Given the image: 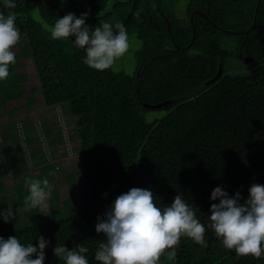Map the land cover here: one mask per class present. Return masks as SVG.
I'll list each match as a JSON object with an SVG mask.
<instances>
[{"label":"trees","instance_id":"16d2710c","mask_svg":"<svg viewBox=\"0 0 264 264\" xmlns=\"http://www.w3.org/2000/svg\"><path fill=\"white\" fill-rule=\"evenodd\" d=\"M181 1L13 0L16 8L7 9L0 0V12L16 14L22 37L10 75L0 81L12 89L0 96V105L24 97L28 76L18 68L30 59L40 82L33 92L41 93L47 106L65 107L76 118L67 130L75 128L70 136L81 153V170L66 175L70 191L83 180L80 194L67 199L51 185L49 212L31 209L7 223L0 218V237L38 247L43 236L49 242L44 264H65L54 255L57 244L69 250L83 244L89 264H99L95 251L106 238L96 225L116 197L132 188L152 191L161 208L181 195L199 210L207 228L211 204L219 203L211 200L215 188L233 197L240 192L243 204L253 184L264 185V0H185L180 16ZM68 13H88L91 28L121 22L128 35H136L142 41L136 73L93 70L83 63L86 52L75 46V37L52 39L51 27ZM232 60L247 64L236 72ZM161 110L167 111L162 119L146 120L145 114ZM55 126L44 123L26 144L32 148L41 134L50 146L62 142L60 131L52 132ZM43 149L40 144L31 152L34 167L47 163ZM20 164L25 168L24 158ZM44 178L51 184L56 174L25 173L12 193L0 197V211L23 207L29 194L25 181ZM6 190L0 183V193ZM205 240L207 248L181 238L170 264H264V256H238L226 249L211 229Z\"/></svg>","mask_w":264,"mask_h":264},{"label":"clouds","instance_id":"9594fccd","mask_svg":"<svg viewBox=\"0 0 264 264\" xmlns=\"http://www.w3.org/2000/svg\"><path fill=\"white\" fill-rule=\"evenodd\" d=\"M3 3L7 9L17 6L13 0H3ZM87 19L88 13L80 17L68 13L58 18L50 29L51 38L75 37V46L86 52L83 63L93 70H108L129 51L128 31L121 22L115 25L101 22L91 28L86 24ZM16 21L14 12L7 15L0 12V81L9 77L10 66L16 63L14 49L22 39ZM25 185L29 194L23 207L0 211L5 223L31 209L42 210L48 206L53 193L48 178L26 180ZM249 192V198L241 204L240 192L233 197L221 187L215 188L211 200L219 203L211 204L206 228L197 217L199 210L181 195L170 206L161 208L152 191L132 188L116 197L106 218L97 223L96 232L106 239L98 243L94 258L99 264H161L164 256L175 259L181 238L207 248L205 235L211 229L226 249L234 250L238 256L260 259L264 256V185L253 184ZM38 239L37 247L33 243L22 244L16 237H0V264H44L49 242L43 236ZM53 252L65 264H89L86 257L89 248L83 244L71 250L57 244Z\"/></svg>","mask_w":264,"mask_h":264},{"label":"rangeland","instance_id":"374dc122","mask_svg":"<svg viewBox=\"0 0 264 264\" xmlns=\"http://www.w3.org/2000/svg\"><path fill=\"white\" fill-rule=\"evenodd\" d=\"M187 1H181L177 7L176 12L178 15L182 16L185 14ZM112 6V3L109 7ZM130 48L129 51L121 57L115 65L112 67L115 71H122L129 75H134L137 71V61L135 53L142 46V41L136 35H129ZM15 53L18 52V49L14 50ZM233 61V69L237 72L238 70L244 69L247 62H241L238 60ZM226 67V66H225ZM227 68V67H226ZM18 72L25 73L28 76L27 82L22 84V89L24 97L17 101L9 102L6 105H0V183L3 184L6 192L0 193V197H5V195L12 193L14 184L21 179L25 173L30 176L38 175L41 173L49 174V172H54L56 178L51 182V185H54L59 190V195L63 199L69 198L71 195L78 196L81 192V184L83 180L78 181V186L70 191L68 186V181L66 179L67 174H74L81 170V153L75 150L72 146L71 154L67 152L63 145L64 141L56 143L53 146L47 144L43 134L39 135L38 140L34 144V148L30 147L29 144H26V141L29 138H32L31 135L37 131L36 128L41 130V126L46 123V125H51L55 123H61L60 126L53 128V133L57 134L60 131V135L63 139V134L60 128L65 125L67 128V123L71 122L72 124L76 118L70 113L69 109L60 106L49 107L45 104L43 95L41 93H34V89L40 86L38 74L34 68V65L30 59H25L23 66L18 68ZM12 91L10 85H3L0 83V96L10 93ZM14 107L19 108V112L16 116L9 115V110ZM61 115L63 122L59 121V116ZM167 115L166 110L161 111H152L145 114L146 120L151 123L155 120H160ZM57 125V124H56ZM14 130L10 128L14 127ZM28 127L30 130H28ZM54 127V126H53ZM66 128V130H67ZM71 128V127H69ZM73 132L67 130V134H75V128L72 127ZM13 136L16 141L11 144L7 141ZM74 136V135H73ZM34 139V138H33ZM18 140V142H17ZM39 143V144H38ZM42 145L43 152L47 154L48 161L47 164L42 166L37 164V168L32 169V163L34 161L31 152L34 153V150L38 145ZM57 151V154L54 155L53 152ZM62 154V155H61ZM55 156V157H54ZM39 157V154H36L35 159ZM21 158H24L26 161L25 168L20 167ZM41 159V157H39ZM26 169L27 171L23 170ZM32 170L29 171L28 170ZM49 201V200H48ZM45 212L50 211L49 202L48 206L44 208ZM172 260H168L166 256L161 258V264H170Z\"/></svg>","mask_w":264,"mask_h":264},{"label":"built area","instance_id":"2783aa9c","mask_svg":"<svg viewBox=\"0 0 264 264\" xmlns=\"http://www.w3.org/2000/svg\"><path fill=\"white\" fill-rule=\"evenodd\" d=\"M59 116V121L60 122H63V119H62V117H61V115H58ZM58 124H61V123H58ZM60 126V125H59ZM66 126L65 125H63V127L62 128H60L61 130H62V132L63 131H65V133L63 134V141H64V145H63V147H64V149L67 151V152H69L70 154H71V152H72V146H74L73 145V142H72V140H71V136H70V134L68 135L67 134V130H66Z\"/></svg>","mask_w":264,"mask_h":264},{"label":"water","instance_id":"95a60500","mask_svg":"<svg viewBox=\"0 0 264 264\" xmlns=\"http://www.w3.org/2000/svg\"><path fill=\"white\" fill-rule=\"evenodd\" d=\"M130 17V16H129ZM195 34H196V29L194 28V36H193V40L195 38ZM247 61H251V59H248ZM223 72V68L221 67V69L219 70L218 74L216 75V78H218ZM166 104V103H165ZM164 104H157V105H149V104H146V106L150 107V108H158V107H161L163 106Z\"/></svg>","mask_w":264,"mask_h":264},{"label":"crops","instance_id":"0c3cea01","mask_svg":"<svg viewBox=\"0 0 264 264\" xmlns=\"http://www.w3.org/2000/svg\"><path fill=\"white\" fill-rule=\"evenodd\" d=\"M62 155V154H61ZM39 157H42V152L41 153H39ZM47 163L45 162L43 165H42V163L40 164V165H42V166H44V165H46ZM35 167L34 166H32V169H34ZM36 168H37V166H36ZM25 171H27V170H25ZM29 171V174H30V169L28 170ZM27 174V173H26ZM13 188H14V186H13Z\"/></svg>","mask_w":264,"mask_h":264}]
</instances>
